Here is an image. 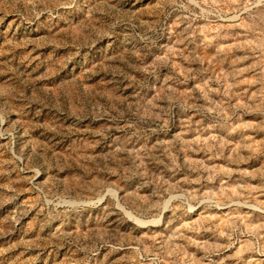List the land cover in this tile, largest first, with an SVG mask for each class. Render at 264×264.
I'll return each instance as SVG.
<instances>
[{"label":"rangeland","instance_id":"374dc122","mask_svg":"<svg viewBox=\"0 0 264 264\" xmlns=\"http://www.w3.org/2000/svg\"><path fill=\"white\" fill-rule=\"evenodd\" d=\"M0 264H264V0H0Z\"/></svg>","mask_w":264,"mask_h":264}]
</instances>
